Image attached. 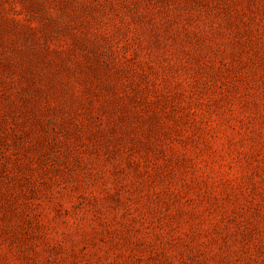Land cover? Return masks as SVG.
<instances>
[{
	"label": "rangeland",
	"instance_id": "374dc122",
	"mask_svg": "<svg viewBox=\"0 0 264 264\" xmlns=\"http://www.w3.org/2000/svg\"><path fill=\"white\" fill-rule=\"evenodd\" d=\"M0 264H264V0H0Z\"/></svg>",
	"mask_w": 264,
	"mask_h": 264
}]
</instances>
